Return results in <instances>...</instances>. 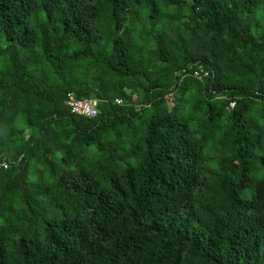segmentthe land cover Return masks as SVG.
<instances>
[{"label":"trees","instance_id":"1","mask_svg":"<svg viewBox=\"0 0 264 264\" xmlns=\"http://www.w3.org/2000/svg\"><path fill=\"white\" fill-rule=\"evenodd\" d=\"M0 264H264V0H0Z\"/></svg>","mask_w":264,"mask_h":264},{"label":"built area","instance_id":"2","mask_svg":"<svg viewBox=\"0 0 264 264\" xmlns=\"http://www.w3.org/2000/svg\"><path fill=\"white\" fill-rule=\"evenodd\" d=\"M194 77L199 80H204L210 77L209 71L204 70H195ZM67 104L70 106L72 112H75L76 115L88 117V118H97L99 116L100 110L98 107V100L94 98H77L74 93H68ZM118 103H122V99H117ZM236 106V102H232V107ZM3 167L8 168L9 163H2Z\"/></svg>","mask_w":264,"mask_h":264}]
</instances>
